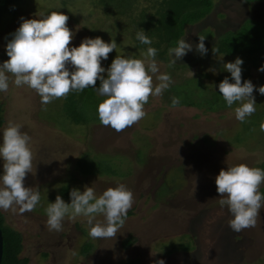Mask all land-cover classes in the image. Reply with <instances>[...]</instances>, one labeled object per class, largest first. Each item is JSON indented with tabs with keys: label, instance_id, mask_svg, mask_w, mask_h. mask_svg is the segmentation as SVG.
<instances>
[{
	"label": "rangeland",
	"instance_id": "obj_1",
	"mask_svg": "<svg viewBox=\"0 0 264 264\" xmlns=\"http://www.w3.org/2000/svg\"><path fill=\"white\" fill-rule=\"evenodd\" d=\"M148 4L139 0L138 9H148ZM53 11L69 17L67 27L74 33L70 48L79 47L85 38L115 40L116 50L101 62L105 78L116 56L145 59L142 54L147 49H138V40L121 26L126 18L118 19L96 0H22L1 16L0 65L9 59L6 46L23 22L21 17L40 19ZM252 22L264 35V0H214L207 17L185 27L181 39L193 50L172 66L169 54L166 62L156 59L158 74H169L174 83L162 96H150L144 106L146 116L120 133L98 121L97 109L106 97L97 92L82 101L87 122L75 124L66 113L67 97L55 99L43 110L39 94L27 85L16 87L8 74L9 89L0 92L4 116L0 144L10 121L31 137L32 173L24 183L41 196L32 212L20 214L18 207L15 212L0 210L5 222L22 236L20 257L28 258L29 264H158L160 260L165 264H264V206L255 228L236 233L229 227L233 217L227 206L221 207L215 183L222 169L240 164L264 167V96L254 91L256 111L241 123L235 117L239 102L229 108L218 92L225 77L234 83L223 65L237 57L243 60L242 83L250 80L257 89L264 86V72L258 71L264 67V51L259 56L212 52L221 34L238 33ZM199 36L205 37L208 49L203 57L195 49ZM153 83H159L155 77ZM190 92L216 111L170 107L172 97L181 101ZM3 164L0 158V176ZM98 170L107 172H94ZM120 183L132 191L134 203L115 239L91 238L82 216H66L61 231L49 230L45 209L55 203L64 186H74L81 193L86 186L93 187L99 196ZM261 188L263 196L264 184ZM76 222L82 231L75 229ZM128 240L132 243L124 246ZM43 252L47 257H42Z\"/></svg>",
	"mask_w": 264,
	"mask_h": 264
},
{
	"label": "clouds",
	"instance_id": "obj_2",
	"mask_svg": "<svg viewBox=\"0 0 264 264\" xmlns=\"http://www.w3.org/2000/svg\"><path fill=\"white\" fill-rule=\"evenodd\" d=\"M68 19L67 15L56 11L40 19L26 20L21 17L23 22L10 34L12 39L6 46L9 59L0 65V92L8 91L10 74L16 87L27 85L35 90L41 97L42 109L46 110V106L55 99L66 98L70 92H81L91 87L98 95L106 97L97 109L103 126H110L120 133L139 123L146 116L144 106L149 97L162 96L174 83L169 74H158V50L148 47L147 52L142 54L145 59L116 56L105 78L101 62L116 50L115 40L106 43L100 37L85 38L79 47L70 48L74 33L67 27ZM136 39L144 45L153 43L143 29L136 33ZM204 42L205 37L199 36V43L195 45L201 57L208 52ZM176 43V47L168 49L170 66L193 50V45L185 39ZM212 52L216 55L219 49L213 47ZM242 64L243 60L239 57L235 62L224 64L234 83L225 77L218 86L229 108L239 102L235 117L241 123L256 111L254 91L264 96V86L257 89L250 80L242 83ZM258 71L264 72V67ZM153 77L158 84L154 85ZM97 81L100 82L98 88L95 87ZM179 105L180 98L172 97L171 106L176 108ZM261 131H264V124ZM30 141L31 137L11 121L3 131L0 158L4 161V174L0 176L3 184L0 187V210L15 212L18 207L19 213L24 214L34 211L40 203L39 190L25 187L24 183L33 166ZM215 183L221 196V207L227 206L233 217L229 227L236 233L255 228L260 209L264 206V196L260 193V186L264 184V169L245 164L230 167L227 171L222 169ZM69 195L70 204L57 195L55 203H49L45 209L49 230L61 231L66 216L73 219L82 216L90 226L89 236L93 239H115L134 203L132 191L123 183L108 188L99 196L93 187L87 186L82 193L73 189ZM100 216L103 221L97 219ZM158 264L165 262L160 260Z\"/></svg>",
	"mask_w": 264,
	"mask_h": 264
},
{
	"label": "trees",
	"instance_id": "obj_3",
	"mask_svg": "<svg viewBox=\"0 0 264 264\" xmlns=\"http://www.w3.org/2000/svg\"><path fill=\"white\" fill-rule=\"evenodd\" d=\"M20 1L22 0H0V21L1 16L8 7ZM107 1H109L108 4H105L104 0H96V2L103 6L104 10L112 11L113 15H116L118 19L126 18V20L124 19V25L121 26L125 28L126 34L130 33L133 40L136 38V33L140 29H143L145 34L153 41L150 47L158 50L156 59L163 62H166L168 59V49L176 47V42L181 40L185 32V27L196 24L207 17L214 4V0H146L149 3L148 5H150L148 8L150 10H148L138 9L139 0ZM136 8L138 9L137 14H135ZM252 23L243 26L238 33L229 32L225 35L221 34L213 45V47L219 49L217 55L259 56L264 51V35L261 32L262 28L258 24ZM135 46L140 50L148 48L144 47V44H141L140 41H137ZM99 86L100 82H97L95 87L98 88ZM92 93L95 94L96 90L89 87L81 92H70L69 96H67L66 113L75 124L87 122L84 116L85 110L82 107V101L87 99L86 97L92 95ZM165 103L167 102L165 101ZM207 104L208 102L199 101L197 94L190 92L184 95L178 107H196L204 111H216V109H212ZM169 105L172 107L171 104ZM222 108L227 107L223 105ZM3 124V105L0 102V128ZM81 171L88 172L87 169L86 171L81 169ZM94 172L101 174L107 171L98 170ZM73 189L76 188L70 185L64 186L58 195L61 196L65 203L70 204L71 199L69 194ZM74 224L75 229H81L79 223L76 222ZM0 229L3 239L1 264H29L28 258L20 257L23 250L21 234L5 222V216L1 212ZM131 243L132 240H128L124 246H128ZM42 257H47V253L43 252Z\"/></svg>",
	"mask_w": 264,
	"mask_h": 264
},
{
	"label": "water",
	"instance_id": "obj_4",
	"mask_svg": "<svg viewBox=\"0 0 264 264\" xmlns=\"http://www.w3.org/2000/svg\"><path fill=\"white\" fill-rule=\"evenodd\" d=\"M2 252H3V239H2L1 229H0V264L2 260Z\"/></svg>",
	"mask_w": 264,
	"mask_h": 264
}]
</instances>
